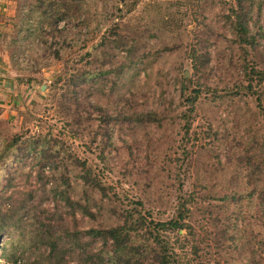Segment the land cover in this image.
<instances>
[{"label":"rangeland","instance_id":"rangeland-1","mask_svg":"<svg viewBox=\"0 0 264 264\" xmlns=\"http://www.w3.org/2000/svg\"><path fill=\"white\" fill-rule=\"evenodd\" d=\"M263 110L264 0H0V264H79L129 215L135 261L264 264Z\"/></svg>","mask_w":264,"mask_h":264},{"label":"trees","instance_id":"trees-1","mask_svg":"<svg viewBox=\"0 0 264 264\" xmlns=\"http://www.w3.org/2000/svg\"><path fill=\"white\" fill-rule=\"evenodd\" d=\"M237 26L239 29V35L242 37V40L246 44H253L252 41H250L249 37V29L246 22L245 16H240L237 22ZM192 56L193 62H195L196 66H203L201 64L196 63L197 55L194 53ZM258 72V71H257ZM258 74H260L258 72ZM248 88H251V84H249ZM200 93L195 90V95L190 101V105H192V108L195 106V103L199 99ZM260 101V99H258ZM263 116H264V110H263ZM19 142V138L14 137L13 140L9 143H5L0 148V167L4 164L6 161V154L10 152L12 148ZM8 156V155H7ZM85 182H88L90 178L84 177ZM92 180V179H91ZM94 183V182H93ZM92 183V185H93ZM96 186V185H95ZM260 195V194H259ZM77 207L82 211V215L87 216L91 215V211L87 209V206L82 205L81 203L77 202ZM182 211L186 210L185 204L182 205ZM181 211L177 219L165 222V223H155V221L151 220L149 222V225L152 226L154 231L159 233L161 229H168L171 231H182L184 227H186L185 218L186 216ZM128 219H131V225L126 228L125 226H117L109 229H91L87 231L86 233H83L84 239H90L94 241H104L105 243H111L110 247L111 249L108 251H105L104 248L99 249H88V245H82V252L79 253L77 256L78 263L79 264H174L176 262V259L170 258L167 254L166 256V250L169 249L167 244H164L161 239L154 238L155 242L158 243L157 249H151L150 254L152 256L151 261H149V254L147 255V248H144L145 253L143 252L142 257L140 258V261H135L131 257H126L124 250L128 248V243L131 238V233L135 231L136 234L134 236L138 235V232L140 229L144 228L147 225V219L145 217H138L136 220L133 219V215H129ZM9 218L6 214H3L0 211V231L9 228L11 226L10 221H8ZM127 223V222H125ZM60 241H55L54 243L50 244L49 249L46 251V257L47 260L45 261L47 264H56V259L58 258L60 254ZM21 244L19 248L15 247L17 250L12 253V256H8V260L10 264H37L35 261H32L31 259H28L27 250L28 247ZM126 259H125V258ZM148 262V263H146Z\"/></svg>","mask_w":264,"mask_h":264}]
</instances>
